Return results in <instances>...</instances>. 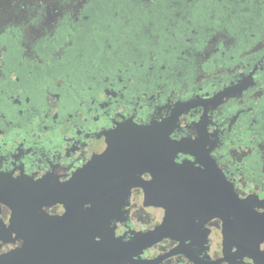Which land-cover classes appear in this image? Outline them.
<instances>
[{
    "label": "flooded vegetation",
    "instance_id": "flooded-vegetation-1",
    "mask_svg": "<svg viewBox=\"0 0 264 264\" xmlns=\"http://www.w3.org/2000/svg\"><path fill=\"white\" fill-rule=\"evenodd\" d=\"M45 1L17 0L28 15L0 23V182L20 184V199L0 202V254L25 242L16 206L29 182L44 219L62 218L54 198L68 194L73 236L103 220L124 241L152 230L156 203L193 173L194 146L209 156L200 172L216 166L239 197L264 199V0H87L50 29ZM206 217L174 215L183 240L163 238L137 264H264L236 247L222 260V220Z\"/></svg>",
    "mask_w": 264,
    "mask_h": 264
},
{
    "label": "water",
    "instance_id": "water-1",
    "mask_svg": "<svg viewBox=\"0 0 264 264\" xmlns=\"http://www.w3.org/2000/svg\"><path fill=\"white\" fill-rule=\"evenodd\" d=\"M188 152L197 159L193 164V173L189 170L182 180L173 181L180 187L173 190L169 199L161 197L156 203V206L162 207L165 211L162 222L152 230L131 231V236L125 241L115 236L114 229L107 226L106 220H103L105 225L95 223L86 230L76 228L75 236L69 234L67 223L71 208L67 203L69 199L67 193L54 198L62 202L66 209L61 219L41 218L38 214L42 206L39 202L43 198L42 188L35 182H29L26 208L16 206L17 216L20 217L24 211L28 214L27 237L22 247L0 254V264H137L141 262L144 250L163 238L183 240L182 232L185 226H174L172 223L174 215L178 216L179 221L176 222L182 223L196 213L207 214L205 220L210 217L222 220V260L231 263L227 257L233 247H236L239 258L248 256L254 261L264 260V251L259 249L260 243L264 241V213L258 214L255 211V207L264 206V199H259L257 195L239 197L233 187L226 182L223 172L218 171L216 166L214 175L200 172V167L209 163L208 154L202 153L198 146L192 147ZM86 184L87 182H82L81 190L98 188ZM19 188L18 183L9 186L8 183L1 181L0 202L8 204L11 197L20 199L18 193L12 192L18 191ZM71 188L72 186L70 188L66 186L64 190ZM96 196L101 197L96 194L88 197ZM31 214L38 215L34 222L30 219ZM175 232H179L176 233L178 235H173Z\"/></svg>",
    "mask_w": 264,
    "mask_h": 264
},
{
    "label": "rangeland",
    "instance_id": "rangeland-1",
    "mask_svg": "<svg viewBox=\"0 0 264 264\" xmlns=\"http://www.w3.org/2000/svg\"><path fill=\"white\" fill-rule=\"evenodd\" d=\"M17 0H0V23L2 20L14 18L15 20L24 19L27 12L23 13L14 8ZM87 0H72L70 4L62 5L59 0H47L44 2V17L41 24L50 29L54 23L67 11L70 10L74 15ZM148 1V0H146ZM251 4V3H250ZM253 8V7H252ZM164 13V12H162ZM165 14V13H164ZM251 13L247 17H252ZM97 17L103 19V11L97 13ZM40 31L33 27L30 29V37L39 35ZM28 34V33H27Z\"/></svg>",
    "mask_w": 264,
    "mask_h": 264
},
{
    "label": "snow or ice",
    "instance_id": "snow-or-ice-1",
    "mask_svg": "<svg viewBox=\"0 0 264 264\" xmlns=\"http://www.w3.org/2000/svg\"><path fill=\"white\" fill-rule=\"evenodd\" d=\"M262 198H264V197H262Z\"/></svg>",
    "mask_w": 264,
    "mask_h": 264
}]
</instances>
